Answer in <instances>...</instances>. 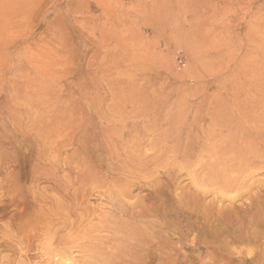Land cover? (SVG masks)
<instances>
[{
    "label": "rangeland",
    "instance_id": "obj_1",
    "mask_svg": "<svg viewBox=\"0 0 264 264\" xmlns=\"http://www.w3.org/2000/svg\"><path fill=\"white\" fill-rule=\"evenodd\" d=\"M263 72L264 0H0V264L14 260L10 242L21 221L32 239L30 249L15 252L24 264H83L88 255L83 248L92 246L76 241L70 257L54 258L60 244H47L43 222H30L26 211L34 194L53 196L56 184L32 169H63L52 176L68 184L65 174L72 169L129 165V159H110L102 138L105 120L132 117V103L197 104L205 92L211 100L218 90L233 96ZM82 142L93 152L81 150ZM157 150L144 144L131 153L148 165L125 201L141 200L149 209L157 204L150 221L160 225L158 239L143 243L158 246L159 264H264V169L253 175L252 192L214 206L240 210L223 222L231 232L241 227L245 232V218L258 221L249 230L259 229V239L236 244L230 234L210 247L205 220L214 197L205 196L196 207L189 197L197 191L195 183L187 172L173 171V158ZM100 173L102 181L109 177ZM153 183L160 185L159 194ZM86 189L89 196L80 203L96 213L93 223L106 213L121 217L106 189L90 181ZM182 192L189 198L180 200ZM71 229L60 236L71 235Z\"/></svg>",
    "mask_w": 264,
    "mask_h": 264
},
{
    "label": "bare ground",
    "instance_id": "obj_2",
    "mask_svg": "<svg viewBox=\"0 0 264 264\" xmlns=\"http://www.w3.org/2000/svg\"><path fill=\"white\" fill-rule=\"evenodd\" d=\"M237 90L233 96L229 97L225 96L224 90H218L215 98L211 100L209 99L210 94L207 95L203 91L207 97L204 95V98L198 100L197 104L172 102L158 106L151 101L137 105L132 103L130 114L132 117L134 116L133 118L105 120L106 125L103 127L105 130L102 138L109 149L110 159L114 161L129 159V165L112 169L108 166L103 168L102 166L88 165L76 170L72 169L65 174L70 177L67 181L68 184H60L61 180L57 181L52 176L55 173L59 175L63 169L57 167L32 169L47 177V180H51L52 185L56 184L51 188L54 192L53 196L34 194L31 201L32 206L26 211L30 222H36L38 219L39 222H43V239L47 244L57 242L60 244V246L57 245L60 249L55 252L54 258L70 257L71 245L76 241H81L92 244L91 247L83 248V251L88 252L86 260L82 261L83 264H144L146 254L149 258L145 264H159L158 246L143 243L158 239L160 225L156 221H150L153 208L157 204L154 206L155 203H153L152 209L151 206L149 209L143 205L141 200L136 204H129L125 201L131 197L133 188L140 182L137 175L140 173L141 177V173L146 171L145 167L148 164L140 163L139 159L133 158V154H131L133 150L141 152V146L144 144L150 146L151 149L157 148L162 158L171 156L173 171L188 173L197 189L195 192L191 191V196H189L193 202H196V207H202L205 196L214 197L213 204L208 205L209 207L206 209L205 220V224L208 226L207 240L210 247L216 245L217 240L225 239L230 234L236 244L258 240L261 231L259 229H256L257 231L249 230L251 226L254 227V224L257 225L258 221L255 222L250 217V219L245 218L246 231H241L244 229L241 227L243 229L231 232L228 227H224L223 222L229 213H235L238 217L240 210L237 207L229 211L223 207L218 209L214 207L216 202L223 203L229 200L235 203L246 193L252 192L254 188L253 175L257 173L256 170L264 169V72L261 76L256 77L251 84ZM203 93L200 92L202 95ZM226 95H229L228 91ZM105 108L107 109V107ZM103 112L108 113L107 111ZM190 117L192 120H189ZM101 119L103 120V117ZM113 136L121 140L113 142L115 141L112 140ZM125 136L130 138L125 141ZM133 138L138 140L134 141ZM80 145V149L84 150L86 154L92 153L94 150L83 142ZM103 150L105 149L103 148ZM99 157L103 159L101 154ZM102 170H105L109 176L103 181L99 178ZM89 181L96 189H106L104 193L108 194L109 202H112V209L120 213V218L110 219L111 215L103 213L104 219L98 224L93 223L96 213L82 208L80 203L83 198L89 196L90 190L86 189ZM153 185L156 193L159 194L160 185L157 183H153ZM257 188L260 187H256L255 190ZM231 193L234 194L233 197L229 195ZM187 195L188 193L182 192L180 200L189 198L186 197ZM201 207H198L197 211H200ZM21 212L24 213L25 210L22 209ZM153 212L155 213V211ZM86 216L88 219H84ZM137 222L146 224V229L140 230L136 225ZM212 225L215 227L214 230H212ZM148 226L151 227V232L148 231ZM25 227L24 221L19 222L17 235L10 242L12 257L14 256L11 264H24L25 259L16 256L15 252L31 247L32 239L26 234ZM68 228H72L71 235L62 238L60 233ZM104 232H110L113 235L106 238L100 237L99 235ZM252 258H256V256H252ZM48 262L46 263L45 260L43 264H48Z\"/></svg>",
    "mask_w": 264,
    "mask_h": 264
}]
</instances>
